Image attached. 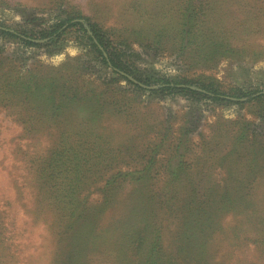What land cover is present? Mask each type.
Returning <instances> with one entry per match:
<instances>
[{
  "label": "rangeland",
  "instance_id": "obj_1",
  "mask_svg": "<svg viewBox=\"0 0 264 264\" xmlns=\"http://www.w3.org/2000/svg\"><path fill=\"white\" fill-rule=\"evenodd\" d=\"M208 1H212L208 21L230 37L235 50L204 62L199 58L214 54L205 45L188 52L177 46L176 31L188 22L184 9L195 5L186 0H0V25L37 37L80 13L105 30L127 29L121 35L132 41V54L125 59L136 66L138 76L181 80L203 74L226 93L264 92V0ZM40 44L31 46L0 34V211L16 264H57L67 253L69 237L60 235L67 226L60 216L63 204L50 200L51 192L74 194L91 211L89 221L77 223L69 232L74 238L87 233L89 251L81 264H111V259H120L116 253L108 254L119 236L120 223L112 222L120 206L116 202L111 210L96 214L104 200V182L119 169L142 168L147 146H161L157 170L182 130L198 128L191 137L197 148L189 154L196 162L210 156L202 144L208 148L219 144L211 158L221 163V151L235 142L246 123L253 124L264 143V119L260 122L264 101L214 103L186 94L163 96L155 91L160 87L156 85H141L140 90L101 64L78 28L69 29L57 44L44 40ZM49 83L50 89L43 88ZM35 84L41 87L36 89ZM23 85L33 91L19 89ZM234 160L235 185L238 188L249 178L245 192L260 214L254 223L263 227L264 160L251 162L250 172L249 155ZM212 175L225 176L219 168ZM163 183L158 179L152 188L159 190ZM251 236L256 238L253 232ZM217 258L207 264H264L257 244L238 248L230 260ZM122 261L126 264L128 259ZM184 264L199 263L185 259Z\"/></svg>",
  "mask_w": 264,
  "mask_h": 264
},
{
  "label": "trees",
  "instance_id": "obj_2",
  "mask_svg": "<svg viewBox=\"0 0 264 264\" xmlns=\"http://www.w3.org/2000/svg\"><path fill=\"white\" fill-rule=\"evenodd\" d=\"M189 0L185 3L195 4L191 9L188 5L184 10L188 22L183 23V29H177L175 39L178 40L179 50L188 52L197 45H205L214 54L202 56L199 62L215 59L234 52L233 41L229 36L212 28L208 18L210 16L208 0ZM199 4V5H198ZM203 5V6H201ZM202 16V24L198 25L196 17ZM206 19L209 27H205ZM87 25V27H86ZM187 26V30L184 29ZM203 27V31H194L195 27ZM78 28L83 36L91 43L97 60L104 64L107 69L120 75L123 79L135 87L143 90L144 86H160L156 92L163 96L169 94H186L191 97L203 98L214 103L246 104L264 101V92L260 91H235L226 93L222 91L216 82L210 77L200 75L195 79L183 78L181 80L168 77L138 76L136 66L131 63L127 56L132 53V41L121 34L124 30L114 32L105 30L97 23L82 14L67 17L65 21L58 22L48 30L40 32L39 36H29L18 30L0 25V34L19 39L31 46L41 45V41L48 44L61 42L62 36L69 29ZM89 34V35H88ZM154 45V44H150ZM129 51V52H128ZM105 53L107 56H105ZM212 61V60H211ZM216 60H213L214 62ZM129 77L134 78L133 82ZM53 83L43 88L50 89ZM34 87L40 88L39 84ZM193 87H196L193 89ZM30 92V85L20 86ZM55 90V89H52ZM52 93L51 91H47ZM264 116L260 117V122ZM218 125H221L218 123ZM259 125V123H257ZM196 128L195 130H197ZM195 130H182L180 136L174 138V144L164 159L162 168L155 170L160 161L157 155L160 147L147 146V157H143L144 166L140 169L119 171L104 182V200L100 205L97 215L111 210L116 203L120 206L118 216L112 223L119 225V236L115 243L109 245L108 254L119 255L117 262L111 259V264H123L122 259H128L126 264H180L177 258L185 262L190 260L199 264L210 263L211 260H230L238 248L248 247L255 244L262 248L264 253V225L256 226L260 214L250 203L249 195L245 192L249 178L240 181L238 188L234 182L235 156L238 159L249 155L250 169L258 159L264 160V143H260L253 124H243L235 137L218 159L221 163L213 161L211 154H216L215 149L219 144L208 148L202 144L209 157L200 162L193 161L189 154L195 147L192 144V134ZM217 133L221 131L217 127ZM166 137V136H165ZM264 137V134L261 136ZM169 136L165 138L167 141ZM164 140V139H163ZM165 146V145H164ZM156 148V149H153ZM201 148V147H199ZM229 160L228 163L224 161ZM110 167V166H108ZM220 169L225 176L214 177L212 172ZM156 171V172H155ZM152 172L154 174H152ZM164 174V179L156 175ZM203 174L201 176H197ZM162 180L164 185L160 189L152 188L156 180ZM255 182L256 179H251ZM118 194L121 200H117ZM50 200L62 203L60 216L66 219L67 226L61 236L68 235L67 253L57 264H81L84 255L88 253L87 233L69 235L76 228L77 223L87 222L91 218V211L76 200V196H63L58 192H51ZM94 218L92 222H95ZM264 224V219L262 222ZM256 238H252L251 233ZM9 228L0 211V264H16L18 259L11 252L12 244ZM141 256L134 260L132 257ZM183 262V264H184Z\"/></svg>",
  "mask_w": 264,
  "mask_h": 264
},
{
  "label": "water",
  "instance_id": "obj_3",
  "mask_svg": "<svg viewBox=\"0 0 264 264\" xmlns=\"http://www.w3.org/2000/svg\"><path fill=\"white\" fill-rule=\"evenodd\" d=\"M105 56H107L106 53H105ZM129 79L137 83V81L134 80L132 77H129Z\"/></svg>",
  "mask_w": 264,
  "mask_h": 264
}]
</instances>
